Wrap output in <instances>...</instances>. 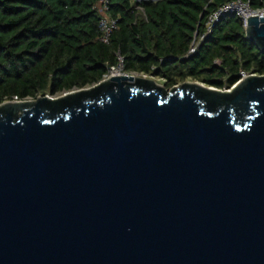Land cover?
Instances as JSON below:
<instances>
[{"label": "water", "instance_id": "obj_1", "mask_svg": "<svg viewBox=\"0 0 264 264\" xmlns=\"http://www.w3.org/2000/svg\"><path fill=\"white\" fill-rule=\"evenodd\" d=\"M0 264H264V74L1 103Z\"/></svg>", "mask_w": 264, "mask_h": 264}, {"label": "trees", "instance_id": "obj_2", "mask_svg": "<svg viewBox=\"0 0 264 264\" xmlns=\"http://www.w3.org/2000/svg\"><path fill=\"white\" fill-rule=\"evenodd\" d=\"M133 1L108 0L118 29L104 44L100 0H0V104L97 83L118 48L126 70L161 79L166 88L191 78L225 89L241 72L264 74V52L238 15L225 14L206 33L208 15L233 0Z\"/></svg>", "mask_w": 264, "mask_h": 264}, {"label": "built area", "instance_id": "obj_3", "mask_svg": "<svg viewBox=\"0 0 264 264\" xmlns=\"http://www.w3.org/2000/svg\"><path fill=\"white\" fill-rule=\"evenodd\" d=\"M139 8L143 11V8L141 7ZM99 12L101 16L98 22V31H99L98 39L100 42L104 44H110L113 33L118 29V20L117 18L111 16V14L109 13L108 0H100ZM227 13H234L238 15L239 18L242 20L244 27L246 28L248 19L251 16H264V6L254 8L252 7L250 1H244V0H233V1L227 2L223 4L222 6H220L217 10L213 11L212 13L208 15L207 22H206V33H211L214 27V24L218 22L220 18ZM203 37L201 39H203ZM195 50H196V46L194 45L190 49V53H193ZM114 56H115V62L112 64H109L108 71L104 74L103 78L100 81L109 79L113 76L147 77L146 74L136 72V71L126 70V57L124 53L122 52L121 48H118L115 50ZM216 63L220 64V60H217ZM252 74H255V73L241 72L240 78H243V77H246ZM97 83L88 85L83 88H89L93 85H96ZM76 89H79V88H76ZM65 92L66 91H63V93ZM56 95L57 94L49 95V96L56 97ZM33 99L34 98L28 97L26 99L14 98L12 100L21 101V100H33Z\"/></svg>", "mask_w": 264, "mask_h": 264}, {"label": "rangeland", "instance_id": "obj_4", "mask_svg": "<svg viewBox=\"0 0 264 264\" xmlns=\"http://www.w3.org/2000/svg\"><path fill=\"white\" fill-rule=\"evenodd\" d=\"M147 77H152V76H147ZM152 78H154V80H156V82H158L159 84H161V85H163V86H165L166 87V85H165V83H164V81L163 80H161V79H158V78H156V77H152ZM186 81H189V82H200V83H203V82H201V81H198V80H193V79H191V78H189V79H187V80H185V81H178V83L177 84H175V85H180V84H182L183 82H186ZM174 85V86H175ZM173 87V86H172ZM172 87H170V88H167L168 90H170ZM227 89H230V88H227ZM61 94H63V92H60V93H57V95L56 96H60ZM35 99V98H34ZM33 99V100H34Z\"/></svg>", "mask_w": 264, "mask_h": 264}, {"label": "crops", "instance_id": "obj_5", "mask_svg": "<svg viewBox=\"0 0 264 264\" xmlns=\"http://www.w3.org/2000/svg\"><path fill=\"white\" fill-rule=\"evenodd\" d=\"M141 1H153V2H156V1H159V0H141ZM134 3H137V2H139L138 0H134L133 1Z\"/></svg>", "mask_w": 264, "mask_h": 264}]
</instances>
